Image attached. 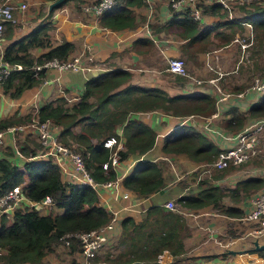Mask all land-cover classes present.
I'll return each mask as SVG.
<instances>
[{"label": "trees", "instance_id": "1", "mask_svg": "<svg viewBox=\"0 0 264 264\" xmlns=\"http://www.w3.org/2000/svg\"><path fill=\"white\" fill-rule=\"evenodd\" d=\"M42 1L50 3L54 0ZM69 1L76 0H64L63 4ZM142 4L143 0H117L114 7L98 17V24L113 31L132 29L135 19L131 8L140 7ZM53 10L25 36L5 45L4 60L13 66L18 65L19 69L11 71L2 81L1 92L4 95L17 99L23 91L38 84L42 72H35L34 66L49 60L65 62L69 59L74 49L70 42L62 40L52 45L49 40V27L45 20ZM238 10H242L243 17H230V21L238 25L245 20L251 21L255 29L257 49L264 48V9L241 6ZM200 13L224 19L228 16L226 11L215 4L202 6ZM171 18L170 22L181 30L180 37L188 40L187 46L199 40L210 29L205 27L199 30L198 21H194L187 10L174 13ZM3 24L7 33L11 24L7 21ZM222 38L226 44L231 36L225 35ZM34 49L42 52L34 56ZM130 82L131 74L128 71L113 69L87 79L80 97L73 105L66 106L62 98H57L37 109L39 122L48 120L59 128L58 139L63 145H75L73 151L80 155L84 170L96 183L114 179L111 168L102 169V164L108 161L112 153V149L104 147L103 142L109 137L117 139L115 129L118 126L123 124V145L116 151L118 161L131 154L140 156L153 145L154 131L141 122L129 119V114L160 111L165 115L183 118L190 115L207 117L215 112L214 98L209 95L168 96L158 88L135 86ZM227 114L229 117L221 123L222 129L238 131L246 119L264 116V94L245 113L231 108ZM26 120L28 118L13 115L0 121V128L23 124ZM74 129L77 132H73ZM18 141L17 138L16 151L24 158L20 167L8 158L0 157V197L21 184V194L27 200L40 201L49 197L57 212L39 213L34 209L16 208L9 221L1 216L0 264H40L63 235L94 230L104 225L110 219V214L99 205L96 193L89 186L63 183L57 165L51 161L29 160L39 147L37 143L28 139L30 146H27L24 142L17 144ZM162 151L182 154L194 162L209 163L215 159L219 148L200 131L197 132L189 126H178L163 137ZM6 155L11 156L12 153L8 151ZM229 168L233 167L217 172L221 175ZM120 184L137 198H145L162 190L165 182L158 163L141 160L131 167ZM262 186V178L249 177L239 179L231 189L222 190L203 178L196 182L195 191L178 197L174 203L178 208L186 210L211 206L226 216L241 217V213L235 208L220 205L221 200L228 197L236 202L242 195L256 192ZM184 227V219L178 211L151 206L137 222L131 217L123 218L116 238L121 249L114 254L105 253L102 258L97 257L95 260L106 264H129L134 261L154 264L162 252L178 257L184 253L181 242ZM69 241V254L79 252L78 242L73 238ZM258 253L262 254L264 251ZM70 264L77 263L71 260Z\"/></svg>", "mask_w": 264, "mask_h": 264}, {"label": "crops", "instance_id": "2", "mask_svg": "<svg viewBox=\"0 0 264 264\" xmlns=\"http://www.w3.org/2000/svg\"><path fill=\"white\" fill-rule=\"evenodd\" d=\"M167 1L144 0L142 6L131 8L135 19L134 27L118 31L101 27L98 19H95L93 15L85 14L74 4L71 5L73 1L68 2L70 7L63 4L54 9L45 20L49 27L50 43L54 45L62 40L70 42L74 49L69 59L83 54L79 57V62L84 69L58 71L54 68H46L42 72L39 83L23 91L17 99L2 93L4 100H0V121L13 115L18 118H28V114L33 111L34 107L38 109L57 98H62L66 106H71L80 97L83 84L87 79L113 69L128 71L131 74L130 83L132 85L158 88L168 96L206 94L214 98L216 87L228 94L241 91L252 78L246 81L244 71L238 68L239 53H241L238 42H243L238 37L243 36L246 42L248 35L252 36L253 45L248 47L251 56H259L264 50L263 47H261L263 49H257L253 23L244 21L251 25V28L246 31L242 25L231 22L228 16L226 20L216 15L203 13L197 27L199 30L205 27H210V29L206 30L199 40L187 46L188 40L182 39L179 35L180 28L170 22L172 14L167 7ZM20 2L25 3L26 8L22 12L14 13V23L9 26L7 33L4 28L2 36L4 47L25 36L47 16L48 3L42 0H20ZM243 12L238 9L233 11L231 19H241ZM225 35L231 36L226 44L222 38ZM184 46L187 47L183 48ZM41 52L42 50L34 49L32 55L36 56ZM206 53H209L211 57L209 63L213 71H209L204 65ZM89 55L91 60L87 59ZM175 57L184 61L190 78L202 82L196 85L191 79L167 72L166 60ZM228 75L231 77H227ZM260 96L246 97L245 102L235 97H228L219 113L215 111L207 117L190 115L178 118L165 115L160 111L129 114V119L141 122L154 131V142L144 154L128 155L116 164L112 170L114 178L119 180V188L115 192L108 190L99 193L97 196L99 205L107 211L108 209L118 210L123 218L131 217L137 222L144 216V210L147 208L162 206L167 201L174 202L178 197L195 191L196 182L203 178L212 186L226 190L231 189L239 179L260 174L263 177H261L263 186L256 192H264V171L256 172L254 169L258 166L255 165L256 161L246 162L237 168H229L221 175L213 171L208 175L200 176L197 169L202 162L191 161L182 154L162 151L163 137L176 127L189 126L198 132L200 125L209 122L222 128L221 123L229 117L227 114L229 109L234 108L240 113H245L246 109L256 104ZM249 120L246 119L241 128ZM122 125L115 129L116 141L121 148L123 145ZM73 132H77V129ZM262 136H264V131ZM14 139V143L8 136L4 139L0 147V157H6L20 167L24 160L16 155L17 137ZM28 139L36 141L34 134L22 133L19 142L30 146ZM261 140L264 141V138ZM72 146L75 145L72 144ZM7 151H10L12 155L7 156ZM141 160L158 163L165 182L162 190L145 198H137L120 184L121 179L129 173L131 167ZM262 164H264L263 161ZM252 165L254 167L251 169ZM246 166V170L250 168L251 171L245 175L239 168ZM258 168L264 170V165ZM67 180L66 177H62L64 183ZM123 192H128V200L122 199ZM256 192L242 195L236 202H232L228 197L221 200L220 205L235 208L241 213V217L226 216L211 206L198 210L178 208L177 211L185 222L184 230L181 232L184 253L178 257H171L166 252H162L160 263L154 264H264V253L260 254L252 249L254 241L264 244V236H256L253 233L255 226L245 219L249 209V200ZM133 199H138L136 206L138 211L123 209ZM116 237L115 241H110L109 245L99 252L100 258L105 253L114 254L109 249L119 248ZM78 264H80L79 256Z\"/></svg>", "mask_w": 264, "mask_h": 264}, {"label": "built area", "instance_id": "3", "mask_svg": "<svg viewBox=\"0 0 264 264\" xmlns=\"http://www.w3.org/2000/svg\"><path fill=\"white\" fill-rule=\"evenodd\" d=\"M146 1V0H145ZM144 2V0H143ZM117 3V0H77L76 8L85 14H91L95 19L110 10ZM215 4L223 11H226L228 17H231L233 10L238 7L244 6L251 9L252 6H257L264 9V0H168L167 7L171 14L179 13L182 11L188 12V15L194 20H201V7L205 5ZM200 5V6H199ZM26 8V4L20 0H1L0 1V100H4L1 92V84L4 79L8 77L15 65L7 63L3 58L4 45L2 44V36L4 31V21L10 24L14 23V13L22 12ZM246 31L251 28L249 23H241ZM248 41L238 42L239 48L242 53L243 50L252 44V36L248 35ZM80 56H83L80 55ZM79 56V57H80ZM79 57H73L65 62H58L56 60L45 61L42 65H36L33 70L37 72L42 67L54 68L58 71L70 70L80 71L84 67L79 62ZM91 60L90 55L87 57ZM211 57L209 53L205 54L204 65L209 71H213L210 65ZM19 67V66H18ZM19 69V68H18ZM166 71L180 77L191 79L196 85L202 81L192 79L187 74L184 61L181 58H168L166 60ZM264 94V73L259 76H254L249 84L241 91L234 94L223 92L220 88H215V111L220 112L222 104L228 97H235L245 102L246 97L252 95ZM247 110V109H246ZM215 113V112H214ZM25 124L10 125L5 128H0V147L4 143V139L8 136L15 141L14 136L16 133H31L36 137L37 144L39 145L34 156L29 157L32 161H51L57 165L61 179L66 177L68 180L65 184L69 185L75 183L78 185L89 186L98 196L101 192L113 190L115 192L119 188V180L113 179L102 183L94 182L88 173L83 168V163L80 155L73 151V146L66 147L58 139L59 128L51 121L37 120V108L34 107L31 112V118ZM200 133L207 139L212 141L219 151L213 161L209 163H202L198 167L199 175L203 176L209 171H221L227 167L237 168L240 165L255 158L261 151V134L264 131V116L250 119L241 129L235 132L226 131L220 127L204 122L200 125ZM103 146L112 149L108 161L102 164V169L106 170L108 167L113 169L119 162L117 160L116 151L121 147L114 139L109 137L103 142ZM16 155L20 156L16 151ZM24 160L22 156H20ZM63 182V181H62ZM64 183V182H63ZM21 184L14 186L0 197V217L10 219L11 214L16 208L26 209H46L52 207V202L49 197H44L40 201L27 200L21 194ZM122 199L128 200V192H123ZM137 200L133 199L132 202L123 208L126 211H135L138 209ZM176 203L173 201L165 202L162 207L169 211H177ZM145 211V210H144ZM110 219L102 226L87 232L65 234L60 240L65 246L69 245L71 238L75 239L79 244V259L80 264H106L104 262H95L97 254L113 242L114 238L118 236L119 223L123 216L118 210L108 209ZM245 219L250 221L254 226L253 233L256 236H264V192H256L249 200V209L245 215ZM117 238V237H116ZM156 263H160V255L156 258Z\"/></svg>", "mask_w": 264, "mask_h": 264}, {"label": "rangeland", "instance_id": "4", "mask_svg": "<svg viewBox=\"0 0 264 264\" xmlns=\"http://www.w3.org/2000/svg\"><path fill=\"white\" fill-rule=\"evenodd\" d=\"M77 5V0L74 1L73 3L71 2V5ZM65 6L67 7H70V3H66L64 4ZM200 6V5H199ZM239 40H242L244 39L243 36H240L238 37ZM254 42V40L252 41ZM247 49V50H246ZM245 50L242 51V53H239L240 54V58H239V64H238V68H240L241 70L240 71H244V76H245V79L246 81H249V78H253L254 76H259V75H262L264 73V50L261 51V55L259 56H251L250 55V50L248 48H246ZM233 52V51H232ZM240 73V72H239ZM254 76H253V75ZM252 75V76H251ZM227 77H231V75H228ZM250 82V81H249ZM249 83L247 82L244 87H246ZM243 87V88H244ZM29 118H31V113L28 114V120ZM26 122H28L26 120ZM26 122H24L23 124H25ZM22 136V133H16L14 137H17L18 139H20ZM261 137V136H260ZM264 138V136L261 137V139ZM34 141V140H33ZM35 143H37V141H34ZM19 143V141L17 142V144ZM261 144H262V147H261V151L257 154V156L253 159H251L250 161H256L255 165H258L259 167L260 166H263L264 164H262V161L264 162V141L261 140ZM8 152V151H7ZM22 159V158H20ZM248 161V162H250ZM249 164V163H248ZM257 167H254L253 165L250 167L251 169L254 167V169L256 170V172H261V171H264V170H261L260 168ZM247 166L246 167H243V168H239L241 171H243L242 174L245 173V175L251 171V169L249 168V170H246ZM264 169V168H263ZM211 172H213L212 170L209 171L208 173H206L205 175H208L210 174ZM262 177L260 176V174H256L255 177ZM263 178V177H262ZM53 207H47L46 209H38L37 211L39 213H54L55 210L53 211ZM176 209H178V206H176ZM6 221H9V219H5ZM118 240V239H116ZM115 241V240H114ZM70 242V241H69ZM65 244V243H64ZM63 244V242L60 240L52 249L51 252L47 253L43 260L41 261L40 264H70V261L73 260L74 263H77L78 264V252L77 253H74V254H69V249H67L68 246H65ZM121 248H117V249H109L111 252H114V253H117L118 250H120ZM103 251V250H101ZM104 251H107V250H104ZM97 257H100L99 256V253L97 254L96 256V260H97ZM95 260V262H97Z\"/></svg>", "mask_w": 264, "mask_h": 264}, {"label": "water", "instance_id": "5", "mask_svg": "<svg viewBox=\"0 0 264 264\" xmlns=\"http://www.w3.org/2000/svg\"><path fill=\"white\" fill-rule=\"evenodd\" d=\"M63 1L64 0H54V1L50 2V3H48V5H47V14L52 9H56V8L60 7L63 4ZM14 68L18 69L19 67H18V65H15ZM40 70H41V72H44L45 68L42 67ZM252 249L255 252L264 251V244H258L256 241H254ZM129 264H142V263L140 261H134V262H131Z\"/></svg>", "mask_w": 264, "mask_h": 264}, {"label": "clouds", "instance_id": "6", "mask_svg": "<svg viewBox=\"0 0 264 264\" xmlns=\"http://www.w3.org/2000/svg\"><path fill=\"white\" fill-rule=\"evenodd\" d=\"M59 8V7H58Z\"/></svg>", "mask_w": 264, "mask_h": 264}]
</instances>
